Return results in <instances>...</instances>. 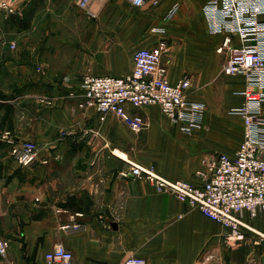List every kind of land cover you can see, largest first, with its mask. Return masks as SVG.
Returning a JSON list of instances; mask_svg holds the SVG:
<instances>
[{"label":"crops","instance_id":"obj_1","mask_svg":"<svg viewBox=\"0 0 264 264\" xmlns=\"http://www.w3.org/2000/svg\"><path fill=\"white\" fill-rule=\"evenodd\" d=\"M179 1L91 0L80 10L75 0H15L12 12L4 10L0 131L37 142L47 162L26 168L13 161L0 176V234L9 244L0 264H49L44 254L58 244L71 251V264H121L130 255L144 264H264L257 234L264 212L242 214L253 231L241 228L239 238L153 183L121 174L139 163L165 179L200 184L204 160L233 155L241 141L243 123L232 109L244 78L221 73L225 54L215 51L220 36L208 31L206 0H195L199 29L181 11L168 15ZM156 27L167 39L168 79L189 75L188 98L204 105L190 133L157 105L128 109L148 123L139 132L113 113L100 121L93 107L78 106L82 77L129 73L133 53L162 37ZM63 129L73 134L59 139ZM71 224L85 230H61Z\"/></svg>","mask_w":264,"mask_h":264},{"label":"built area","instance_id":"obj_2","mask_svg":"<svg viewBox=\"0 0 264 264\" xmlns=\"http://www.w3.org/2000/svg\"><path fill=\"white\" fill-rule=\"evenodd\" d=\"M15 0H0V7L12 12ZM91 0H75L78 8L86 9ZM141 6L145 0H129ZM160 0H151L156 6ZM174 5L169 16L176 11ZM209 33L219 35L215 51L225 54L221 73L224 76H242L244 87L239 92L242 101L232 109L243 123L241 141L233 155L218 153L204 160L206 170L202 183L185 180H168L151 167L130 163L121 171L153 183L158 192H168L178 201L197 208L205 217L230 229L241 238V228L253 231L241 216L255 217L264 212V0H206L202 6ZM150 46L133 53L132 70L121 76L85 74L81 79L78 106H91L103 121L109 113L115 114L133 132L145 129L148 123L139 115L129 113V108L149 105L159 106L161 112L179 123L190 133L200 125L204 105L188 98L191 88L189 75L171 82L162 56L167 48L163 36ZM1 42V40H0ZM12 50L16 44L8 43ZM39 68L37 67V70ZM50 104V101H46ZM73 134L72 129L58 132L63 139ZM0 143L8 146L12 160L20 167H31L47 162L42 147L32 140H22L10 130L0 131ZM65 233L85 230V225L61 226ZM264 245V233H257ZM8 240L0 234V257L8 251ZM49 264H71L72 254L62 244L45 252ZM141 257L127 256L121 264H144ZM15 264H28L21 261Z\"/></svg>","mask_w":264,"mask_h":264},{"label":"rangeland","instance_id":"obj_3","mask_svg":"<svg viewBox=\"0 0 264 264\" xmlns=\"http://www.w3.org/2000/svg\"><path fill=\"white\" fill-rule=\"evenodd\" d=\"M176 8L177 9L174 12V15H176V13H178V11H181L185 15V17H189L191 29H193V28L199 29V21L197 18L198 12H197V5L195 3V0H181L177 3ZM4 10L5 9H2V7H0V17H7L6 12H5L6 10L5 11ZM172 17H173V15H172ZM182 19L183 18H180V21ZM189 33H190V31H189ZM184 41H187V38H185V39L183 38L182 42H184ZM0 153L2 154V157H3V160L0 161V176H1L2 173H6V171H8V169L12 168L13 160H12L10 154L8 153L7 148L1 144H0Z\"/></svg>","mask_w":264,"mask_h":264},{"label":"bare ground","instance_id":"obj_4","mask_svg":"<svg viewBox=\"0 0 264 264\" xmlns=\"http://www.w3.org/2000/svg\"><path fill=\"white\" fill-rule=\"evenodd\" d=\"M226 154V153H225ZM261 213V212H260ZM259 214V213H258ZM257 216V215H256ZM253 218V217H252Z\"/></svg>","mask_w":264,"mask_h":264}]
</instances>
